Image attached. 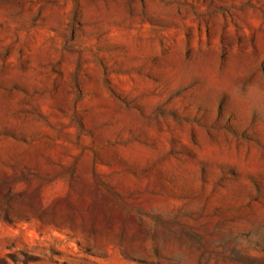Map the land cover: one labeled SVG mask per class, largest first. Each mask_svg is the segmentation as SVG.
I'll return each mask as SVG.
<instances>
[{
  "label": "rangeland",
  "instance_id": "1",
  "mask_svg": "<svg viewBox=\"0 0 264 264\" xmlns=\"http://www.w3.org/2000/svg\"><path fill=\"white\" fill-rule=\"evenodd\" d=\"M0 264H264V0H0Z\"/></svg>",
  "mask_w": 264,
  "mask_h": 264
}]
</instances>
